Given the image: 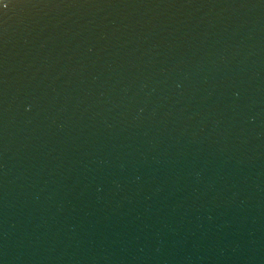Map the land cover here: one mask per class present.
Wrapping results in <instances>:
<instances>
[{"label":"water","instance_id":"obj_1","mask_svg":"<svg viewBox=\"0 0 264 264\" xmlns=\"http://www.w3.org/2000/svg\"><path fill=\"white\" fill-rule=\"evenodd\" d=\"M0 264H264V0H0Z\"/></svg>","mask_w":264,"mask_h":264}]
</instances>
